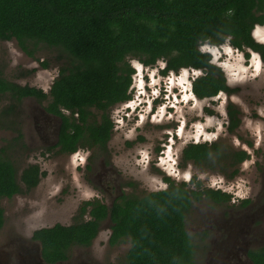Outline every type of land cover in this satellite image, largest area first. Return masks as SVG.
Masks as SVG:
<instances>
[{
  "label": "rangeland",
  "instance_id": "obj_1",
  "mask_svg": "<svg viewBox=\"0 0 264 264\" xmlns=\"http://www.w3.org/2000/svg\"><path fill=\"white\" fill-rule=\"evenodd\" d=\"M252 36L264 44V25L255 26ZM215 48L199 46L211 55V62L220 67L234 92L219 93L212 99L192 95V78L199 72L180 69L162 75L164 62L142 66L128 57L135 72L131 93L137 92L133 100L110 110L114 126L104 151L81 147L71 155L59 153L55 147L57 117L47 115L44 105L32 98L16 104L7 95L1 97L0 149L18 169V177L30 164H37L44 175L34 189L0 200L5 216L0 264H40V246L31 240L32 232L56 223L72 224L86 201L97 199L110 206L121 192L139 196L165 189L164 178L187 182L193 174L203 187L222 185L228 192L246 193L242 200L250 201L248 205L209 200L193 204L186 230L196 244V264L251 263L246 252L264 245V61L257 53L239 51L227 41ZM64 60L56 49L42 46L28 57L14 40L0 41V74L21 86L48 92ZM228 104L239 112L240 123L233 133L226 131ZM136 115L138 122L134 121ZM214 141H221L229 152L243 150L248 159L239 166L227 161L214 166L223 175L191 164L179 167L178 157L185 145ZM161 152L165 157L169 152V157L159 159ZM109 234L106 220L92 245L72 248L69 260L62 264L122 263L129 243L110 247Z\"/></svg>",
  "mask_w": 264,
  "mask_h": 264
},
{
  "label": "trees",
  "instance_id": "obj_2",
  "mask_svg": "<svg viewBox=\"0 0 264 264\" xmlns=\"http://www.w3.org/2000/svg\"><path fill=\"white\" fill-rule=\"evenodd\" d=\"M259 25H264V0H0V41L14 40L28 57L42 46L65 57L47 93L0 74V99L7 95L16 104L27 97L40 104L45 101L44 110L61 122L55 144L59 153L71 155L81 147L104 151L114 126L110 110L131 98L135 72L128 57L142 66L164 62L162 75L180 69L199 71L191 82L199 100L220 92L230 95L234 91L223 71L199 46L227 41L239 51L258 53L264 61V44L252 36ZM227 108L228 132L233 133L239 112L231 104ZM180 159L181 167L191 162L201 170L220 160L239 165L248 155L243 150L229 152L220 141L187 144ZM43 175L37 164H30L18 177V169L0 149V200L34 189ZM164 180L163 190L139 196L121 192L110 206L97 199L86 201L72 224L33 232L43 261L66 260L68 249L90 245L109 220V245L129 243L120 264H196V244L186 231V217L195 202H228L230 196L203 187L196 176L192 184ZM3 224L0 206V230ZM247 255L252 264H264V246Z\"/></svg>",
  "mask_w": 264,
  "mask_h": 264
},
{
  "label": "flooded vegetation",
  "instance_id": "obj_3",
  "mask_svg": "<svg viewBox=\"0 0 264 264\" xmlns=\"http://www.w3.org/2000/svg\"><path fill=\"white\" fill-rule=\"evenodd\" d=\"M248 50V49H247ZM252 52V51H251ZM255 53V52H254ZM258 54V53H257ZM259 55V54H258ZM260 56V55H259ZM261 58V57H260ZM213 63V62H212ZM214 64V63H213ZM136 75V74H135ZM225 75V74H224ZM195 76H197V75H195ZM225 78H226V83H227V77H226V75H225ZM193 79V78H192ZM227 85H228V83H227ZM133 88H131V90H132ZM42 90V89H41ZM43 91V90H42ZM43 92H45V91H43ZM137 91L136 90H134V92L133 93H131V98H130V100L132 99V97H133V95H134V93H136ZM191 92H192V90H191ZM45 93H47V92H45ZM220 93H224V92H220ZM226 94V93H225ZM192 95L194 96V94L192 93ZM195 97V96H194ZM27 98H32V99H34L33 97H27ZM27 98H24V99H27ZM196 98V97H195ZM36 102H37V100L36 99H34ZM133 100V99H132ZM38 103V102H37ZM40 104V103H39ZM41 105H44L45 106V101L41 104ZM229 105V104H228ZM227 105V106H228ZM43 106V107H44ZM227 106H226V113H227V117H228V108H227ZM45 111V110H44ZM149 112H151V111H149ZM148 112V113H149ZM45 113L47 114V115H49V116H53V117H56V116H54V115H51L50 113H47L46 111H45ZM66 114H69L68 112H66ZM151 114H153V112H151L150 113V117H151ZM58 118V117H57ZM59 119V118H58ZM134 119V118H133ZM135 122H138L139 121V118H138V115H136V117H135V120H134ZM142 122V121H141ZM60 119H59V125H58V131H57V139H58V132H59V128H60ZM228 125H229V118H228V121H227V126H226V131L228 132ZM168 135H169V133H167ZM175 135H178L176 132H175ZM57 142V141H56ZM214 142H220V141H214ZM214 142H212V143H214ZM205 143V142H204ZM189 144H198V143H189ZM186 146V145H185ZM184 146V147H185ZM183 147V148H184ZM182 148V149H183ZM181 149V150H182ZM165 157V153L164 152H161L160 153V156L158 157L159 159L160 158H164ZM169 157V152H168V154L166 155V157L165 158H168ZM164 158V159H165ZM181 152H180V155H179V157H178V160L179 161H177V163L179 162V167H181ZM245 161V160H244ZM244 161H242L241 163H243ZM224 162L223 161H219V163H217V164H215V165H213V167L212 168H208L207 169V171L209 170V171H216V172H219V173H221L222 174V172H224L223 170H222V172L218 169V168H214V166H217V165H222ZM241 163L239 164V165H241ZM186 164H191L194 168H197L193 163H191V162H187ZM239 165H236V166H239ZM40 171H41V169H40ZM42 172V171H41ZM223 175V174H222ZM193 176H196L197 177V175H195V174H193L192 176H190L189 177V179H188V181L190 180L191 181V179L193 178ZM43 177V176H42ZM41 177V178H42ZM187 181V182H188ZM184 182V181H183ZM186 182V183H187ZM211 185V184H210ZM207 188H209V189H212V190H214V191H220V192H222V193H226V194H228L229 196H230V198H229V201L228 202H217V203H214V202H212V201H210V202H212L213 204H220V203H224V204H226V203H229L230 201L232 202V203H238V202H240L241 201V204H243V205H248L249 203H250V201H249V199H245V200H242V199H244V198H241L240 196H238V195H236V194H234V193H232V192H228V191H226L225 190V187H223L222 185H218V184H215V185H211V186H209V187H207ZM23 191H25V189H23ZM26 192H28V191H26ZM18 195V194H17ZM16 196V195H15ZM245 201H247L246 203H244ZM4 220H5V216H4ZM106 221V220H105ZM57 224V223H56ZM60 224V223H59ZM103 224V223H102ZM55 225V224H54ZM53 226V225H52ZM102 226V225H101ZM48 227H51V226H48ZM42 228H45V227H42ZM39 229H41V228H38V229H36L35 231H37V230H39ZM100 229H101V227H100ZM35 231H33V232H35ZM100 231V230H99ZM187 231V230H186ZM33 232H32V235H31V240L34 242L35 240L33 239ZM98 234H99V232H98ZM98 234L96 235V237L93 239V241L97 238V236H98ZM109 236H110V234H109ZM109 239V238H108ZM93 241H92V243H93ZM35 242H37L38 243V241H35ZM92 243L90 244V245H88V246H74V247H85V248H87V247H90L91 245H92ZM121 243H123V242H120V243H118V244H116V245H119V244H121ZM195 243V242H194ZM109 244V243H108ZM116 245H114V246H116ZM110 246V245H109ZM264 246V245H263ZM74 247H71L70 249H68L67 251H66V255H67V259L66 260H64V261H59V262H56V263H53V264H62V263H64V262H67L68 260H69V258H70V253H71V250H72V248H74ZM110 247H113V246H110ZM260 247H262V246H260ZM257 248H259V247H257ZM252 249H256V248H252ZM251 249H249L247 252H246V254H245V257H246V259H248L249 260V262H251V260H250V258L248 257V255H247V253L250 251ZM40 264H51V263H48V262H44V261H42L41 260V262H40ZM250 264H252V262L250 263Z\"/></svg>",
  "mask_w": 264,
  "mask_h": 264
},
{
  "label": "clouds",
  "instance_id": "obj_4",
  "mask_svg": "<svg viewBox=\"0 0 264 264\" xmlns=\"http://www.w3.org/2000/svg\"><path fill=\"white\" fill-rule=\"evenodd\" d=\"M134 64H135V62H133ZM161 67H163V64H161ZM141 87V86H140ZM144 87V86H143ZM141 90V89H140ZM149 97L150 96H148V99H149ZM188 177L187 176H185V179H187ZM246 193H244V192H237L236 193V195H238V196H241V198H243V196L245 195ZM91 195V193H87L86 194V196H90Z\"/></svg>",
  "mask_w": 264,
  "mask_h": 264
},
{
  "label": "water",
  "instance_id": "obj_5",
  "mask_svg": "<svg viewBox=\"0 0 264 264\" xmlns=\"http://www.w3.org/2000/svg\"><path fill=\"white\" fill-rule=\"evenodd\" d=\"M211 48H215V46H212ZM190 70V69H189ZM191 71H196V72H199V71H197V70H191ZM200 73V72H199ZM38 244H39V246H40V260H42L43 261V259H42V257H41V245H40V243L38 242Z\"/></svg>",
  "mask_w": 264,
  "mask_h": 264
},
{
  "label": "bare ground",
  "instance_id": "obj_6",
  "mask_svg": "<svg viewBox=\"0 0 264 264\" xmlns=\"http://www.w3.org/2000/svg\"><path fill=\"white\" fill-rule=\"evenodd\" d=\"M211 47H212V46H211ZM212 49H213L214 51L216 50V48H212ZM181 78L184 79L183 76H182ZM141 85H142V82H141Z\"/></svg>",
  "mask_w": 264,
  "mask_h": 264
}]
</instances>
